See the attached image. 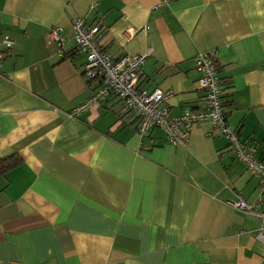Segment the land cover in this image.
Wrapping results in <instances>:
<instances>
[{
    "label": "crops",
    "instance_id": "0c3cea01",
    "mask_svg": "<svg viewBox=\"0 0 264 264\" xmlns=\"http://www.w3.org/2000/svg\"><path fill=\"white\" fill-rule=\"evenodd\" d=\"M74 17L98 23L114 57L148 51L138 86L171 89V114L203 106L195 56L208 52L227 121L264 161V0H0V40H14L0 157L22 159L0 171V264H264L260 218L229 203L254 202L259 176L210 120L174 143L157 126L140 134L113 92L69 114L100 84L84 75Z\"/></svg>",
    "mask_w": 264,
    "mask_h": 264
},
{
    "label": "built area",
    "instance_id": "2783aa9c",
    "mask_svg": "<svg viewBox=\"0 0 264 264\" xmlns=\"http://www.w3.org/2000/svg\"><path fill=\"white\" fill-rule=\"evenodd\" d=\"M171 0H158V3H169ZM99 24L87 26L82 18L72 19V35L77 50L85 54L84 75L88 79L99 78L97 86L81 104L73 107L69 114L76 115L91 104L99 102L110 92L121 97L126 106L137 119L140 134L148 132L152 127H160L165 136L174 143H185L190 128L200 120H210L212 125L229 140V148L250 172L259 176L257 197L248 202L239 197L229 203L239 209L251 212L260 218L256 236L264 245V210L257 209L255 203L264 197V161L258 155V146L244 138L238 129L227 121V113L223 108L221 77L208 52L202 51L195 56V65L200 74L197 79L203 90L204 104L200 108L186 107L181 113L171 114L165 98L172 94L171 89L155 87L147 91L138 86L139 68L148 56V51L124 54L114 57L104 51L95 38L94 33ZM49 35L58 44V53L63 55V36L59 26H51ZM14 43L8 33H3L0 40V69L4 57Z\"/></svg>",
    "mask_w": 264,
    "mask_h": 264
},
{
    "label": "trees",
    "instance_id": "16d2710c",
    "mask_svg": "<svg viewBox=\"0 0 264 264\" xmlns=\"http://www.w3.org/2000/svg\"><path fill=\"white\" fill-rule=\"evenodd\" d=\"M21 157L16 153H11L0 157V171H5L6 169L18 164L21 161Z\"/></svg>",
    "mask_w": 264,
    "mask_h": 264
}]
</instances>
